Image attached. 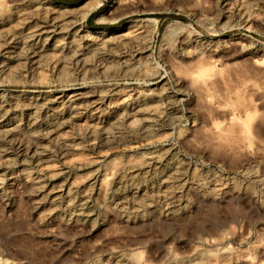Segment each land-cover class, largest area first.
Wrapping results in <instances>:
<instances>
[{"label":"rangeland","instance_id":"1","mask_svg":"<svg viewBox=\"0 0 264 264\" xmlns=\"http://www.w3.org/2000/svg\"><path fill=\"white\" fill-rule=\"evenodd\" d=\"M263 70L264 0H0V264H264Z\"/></svg>","mask_w":264,"mask_h":264},{"label":"bare ground","instance_id":"2","mask_svg":"<svg viewBox=\"0 0 264 264\" xmlns=\"http://www.w3.org/2000/svg\"><path fill=\"white\" fill-rule=\"evenodd\" d=\"M59 7H60V6H59ZM59 7H58V8H59ZM58 10H59V9H58ZM61 14H62V13H61ZM109 32H110V31H107V30H102V31H101V33H109ZM254 70H255V69H254ZM201 71H202V70H201ZM263 71H264V70H263ZM211 72H212V71H211ZM201 73H202V72H201ZM257 73H258V72H257ZM257 73H256V74H257ZM208 74H209V73H208ZM199 75H201V74H199ZM245 76H246V75H245ZM207 77H208V76H207ZM251 77H252V76H251ZM195 78H196V77H195ZM212 78H213V77H212ZM193 79H194V78H193ZM206 79L208 80V78H206ZM237 79H238V78H237ZM198 80H199V79H198ZM207 80H205V82H206ZM212 80H213V79H212ZM195 81H196V79H195ZM216 81H217V80H216ZM225 81H226V80H225ZM221 82H222V81H221ZM239 82H240V81H239ZM211 84H212V83H211ZM207 85H209V84H207ZM212 85H213V84H212ZM219 87H220V86H219ZM253 87H254V86H253ZM218 91H219V90H218ZM21 92H22V91H21ZM23 94H24V95H23ZM251 94H252V93H251ZM22 97H25V98H26V97H28V95L25 94V93H22ZM248 97H249V96H248ZM239 98H240V100H242V99H241V96L238 97V99H239ZM252 99H253V98H252ZM252 99H251V100H252ZM24 100H25V99H24ZM246 100H247V99H246ZM246 100H244V101H246ZM22 101H23V100H22ZM25 101H26V100H25ZM213 101H214V100H213ZM248 101H249V100H248ZM28 102H29V101H28ZM208 103H209V102H208ZM208 103H207V104H208ZM240 103H242V102L240 101ZM211 104H212V103H211ZM244 104H246V102H245ZM248 104H249V103H248ZM23 105H24V104H23ZM209 105H210V103H209ZM212 106H213V105H212ZM247 107H248V106H247ZM212 108H213V107H212ZM217 109H218V108H217ZM219 109H220V108H219ZM210 110H211V109H210ZM213 111H214V109H213ZM228 113H229V112H228ZM251 113H252V112H251ZM69 114H70V113H69ZM229 114H230V113H229ZM224 116H225V115H224ZM230 116H231V115H230ZM232 116H233V115H232ZM254 116H255V115H254ZM251 117H252V116H251ZM235 118H236V117H235ZM228 119H229V117H228ZM245 119H246V118H245ZM245 119H244V120H245ZM237 120H238V119H237ZM252 120H253V119H252ZM225 121H226V120H225ZM228 121H230V120H228ZM12 122H13V121H12ZM232 122L234 123V120H233ZM232 122H230V125H229V126L227 125V127H225L226 129L223 127V126H224V122H223V125L220 126L221 129L224 130V133H226V132L228 133V130H229L230 132H232V133H229V134H233L234 131H231V129H232V126H231ZM237 122H238V121H237ZM243 122H244V121H243ZM252 122H253V121H252ZM225 123H226V122H225ZM235 123H236V122H235ZM239 123H240V122H239ZM53 124H54V123H53ZM219 124H220V123H218V125H219ZM228 124H229V123H228ZM240 124H241V123H240ZM240 124H239V125L237 124V125L240 126ZM8 125H9V124H8ZM56 125H57V124H56ZM216 125H217V124H216ZM216 125H215V126H216ZM232 125H235V124H232ZM249 125H250V124H249ZM249 125H248V126H249ZM252 125H253V124H252ZM241 126H242V125H241ZM46 127H47V126H46ZM222 127H223V128H222ZM233 128H234V127H233ZM238 128H239V127H238ZM240 128H241V127H240ZM42 129H44V128H42ZM46 129H47V128H46ZM215 129H216V128H215ZM219 129H220V128H219ZM253 129H254V128H253ZM232 130H233V129H232ZM234 130H235V129H234ZM236 130H237V129H236ZM241 130H242V129H241ZM28 132H29V131H28ZM214 132H215V131H214ZM239 132H240V131H237V133H239ZM246 132H247V131H246ZM217 133H218V132H217ZM220 133H221V132H220ZM220 133H219V136H221V135L225 136L223 133L220 135ZM227 133H226V134H227ZM241 133H242V132H241ZM23 134H24V131H23ZM28 134H29V133H28ZM44 134H45V133H44ZM215 136H216V135H215ZM229 136H230V135H229ZM243 137H246V135L243 136ZM243 137H242V138H243ZM248 137H249V136H248ZM217 138H218V137H217ZM226 138H227V135H226ZM232 138H233V137H232ZM222 139H223V138H222ZM227 139H229V138H227ZM252 139H253V138H252ZM233 140H234V138H233ZM243 140H245V138H244ZM235 141H236V139H235ZM236 144H237V143H236ZM238 144H239V143H238ZM233 145H234V144H233ZM217 146H218V145H217ZM221 146H222V145H221ZM236 146H238V145H236ZM65 147H66V146H65ZM67 147H68V146H67ZM229 147H231V146H229ZM234 147H235V146H234ZM230 149H232V148H230ZM37 153H38V152H37ZM36 155H37V154H36ZM40 157H41V156H40ZM36 159H37V158H36ZM173 169H174V168H173ZM163 174H164V173H163ZM153 187H154V186H153ZM133 196H134V195H133ZM79 208H80V207H79Z\"/></svg>","mask_w":264,"mask_h":264}]
</instances>
